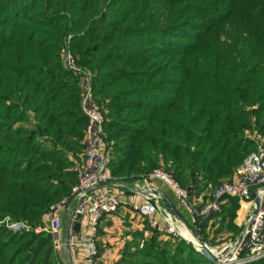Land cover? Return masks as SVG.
Returning <instances> with one entry per match:
<instances>
[{"label": "trees", "instance_id": "1", "mask_svg": "<svg viewBox=\"0 0 264 264\" xmlns=\"http://www.w3.org/2000/svg\"><path fill=\"white\" fill-rule=\"evenodd\" d=\"M69 35L116 181L162 167L207 194L255 149L251 134L264 136V0H0V219L41 224L77 182L88 119L60 57ZM238 209L228 197L214 232L227 220L236 239ZM129 234L118 264H213L159 230ZM0 264L64 263L49 233L1 224Z\"/></svg>", "mask_w": 264, "mask_h": 264}, {"label": "built area", "instance_id": "2", "mask_svg": "<svg viewBox=\"0 0 264 264\" xmlns=\"http://www.w3.org/2000/svg\"><path fill=\"white\" fill-rule=\"evenodd\" d=\"M70 38L71 35L64 40L60 57L64 65L81 80V107L88 119L83 138L84 149L74 166L77 182L71 187L68 197L49 206L41 224L31 226L25 221L6 216L0 219V225L12 232L33 230L35 233H49L57 255L63 247L66 248L68 264H96L101 219L117 212L123 205L148 225L143 232L144 237L155 229L161 231L162 236L182 239L194 248L195 245H202L217 258L213 264H254L264 260V136L254 138L255 149L235 167L231 178L212 187L200 205L193 203L189 189L181 186L162 167L154 168L131 184L116 181L109 170L112 148L105 140L104 116L92 100L91 73L77 65L70 50ZM157 181L171 189L178 205L190 214V223L177 218L161 205V196L156 193L160 190ZM253 190L259 196V210L255 214L252 213L253 209L248 211L236 239L214 245L200 237V225L211 214L222 213L228 197L252 202L254 207ZM72 196L71 203L66 207ZM63 215L67 216L64 234Z\"/></svg>", "mask_w": 264, "mask_h": 264}, {"label": "rangeland", "instance_id": "3", "mask_svg": "<svg viewBox=\"0 0 264 264\" xmlns=\"http://www.w3.org/2000/svg\"><path fill=\"white\" fill-rule=\"evenodd\" d=\"M252 141L254 142V138L258 137V136H263L262 134L258 133V132H253L251 134ZM255 143V142H254ZM134 182V181H133ZM158 185V182H157ZM211 189H209L207 191V193L210 192ZM203 201V200H202ZM226 203V202H225ZM239 208H240V204H239ZM253 209V206H251V209ZM117 214V213H115ZM119 216L114 217L113 220H111L110 218H104L102 220V227H104V232H102V234L98 237H101V247H102V252H101V260L98 262V264H118V259L121 255V251L124 245V242L129 240L127 239V235L129 234L128 229H125L124 227H127L126 222H124V220H122V214H117ZM218 216V215H217ZM223 216L220 214L217 218H215L212 221V225L216 223V225L218 226V222L220 221V219ZM248 217V214H246V217L243 221L238 222L236 221V219L233 220L234 225L241 227V225L244 223V221H246ZM237 223H240L239 225ZM227 224V220H225L223 222V228H220V231L218 232H214L215 229H212L209 231V229L205 231L206 234V238H211L213 239V242L209 241L210 244H214V245H218L221 243H225L227 241H232V237H233V232L228 228V224ZM211 225V226H212ZM106 231V232H105ZM208 233V234H207ZM214 235L213 237L210 236ZM164 237V239H168V238H172L170 236H162ZM200 237L205 240L206 238L203 236V233L200 232ZM178 239V238H175ZM103 240V241H102ZM207 242V240H205ZM60 253V252H59ZM60 259L62 254H58ZM64 264H68V262L66 261L65 258V262H63ZM254 264H257V262H255Z\"/></svg>", "mask_w": 264, "mask_h": 264}, {"label": "crops", "instance_id": "4", "mask_svg": "<svg viewBox=\"0 0 264 264\" xmlns=\"http://www.w3.org/2000/svg\"><path fill=\"white\" fill-rule=\"evenodd\" d=\"M233 175V173H232ZM232 175L229 177L231 178ZM228 179V178H227ZM158 182V186L160 188L161 191H163L165 193L166 196L169 197V199L173 202V204L175 205L176 208L179 209V211L182 213V215L185 217L183 218V220L187 223H190V214L183 208V207H180L177 203V200L174 196V194L172 193L171 189L161 183L160 181H157ZM206 195V193H200L199 195H195V196H192V201L193 203H197V204H201L202 203V200L204 199V196ZM239 204H240V208L237 210L236 212V221L238 222H241L245 219L246 217V214H248V211H250L251 209V206H252V202H249V201H239ZM225 206H227V200H226V203L224 204ZM224 207V206H223ZM67 215H68V211H66ZM117 214H122V220H124V222H126V225L127 227H124L125 229H128L130 232L132 231H135V230H140L142 232L145 231V221H143L137 214H135L134 212L130 211L129 208H126L125 206L121 205L119 210L117 212H115ZM111 214V215H107V216H104L102 219H101V222H100V226L102 228V232H104V227H102V220L106 217V218H110L111 220L114 219V217L118 216L117 214ZM216 214H213L212 218L208 219L207 220V223H206V228H205V231L206 229L209 231L212 230V229H217V225L216 223L215 224H211L212 221L217 218L218 216H215ZM66 218L67 216L66 215H63V227H62V234L65 233L66 231ZM119 218V216H118ZM238 225L240 223H237ZM212 225V226H211ZM106 232V231H105ZM208 234V233H207ZM99 236V235H98ZM210 236H214V235H211ZM130 234L127 235V239H130ZM101 237H98V241L97 242H100ZM208 242L211 241V238H207ZM103 241V240H102ZM101 243V242H100ZM125 243V242H124ZM60 254H62L61 256V261L62 262H65V258H66V261L68 262V258H67V252H66V248L63 247ZM101 255L98 256L97 258V263L101 260Z\"/></svg>", "mask_w": 264, "mask_h": 264}, {"label": "water", "instance_id": "5", "mask_svg": "<svg viewBox=\"0 0 264 264\" xmlns=\"http://www.w3.org/2000/svg\"><path fill=\"white\" fill-rule=\"evenodd\" d=\"M156 193L161 196V205L165 206L167 209H169L173 214H175V216L177 218L183 220V218L180 216L177 208L175 207L173 202L169 199V197L166 196L165 193L163 191H161V190L156 191ZM73 197L74 196H72L69 199L66 207L69 206V204L71 203ZM252 197L254 199V207H253L252 213L255 214L259 210V204H260L259 196L257 195V191L256 190L252 191ZM195 249L197 251H199L203 256H205L207 259H209L211 262H216L217 261V258L215 256H213L204 246L195 245Z\"/></svg>", "mask_w": 264, "mask_h": 264}, {"label": "bare ground", "instance_id": "6", "mask_svg": "<svg viewBox=\"0 0 264 264\" xmlns=\"http://www.w3.org/2000/svg\"><path fill=\"white\" fill-rule=\"evenodd\" d=\"M190 241H192L193 243H196L195 240L193 238H189Z\"/></svg>", "mask_w": 264, "mask_h": 264}]
</instances>
